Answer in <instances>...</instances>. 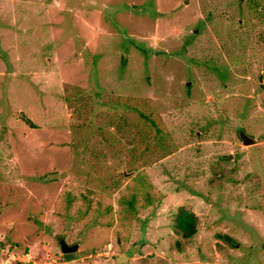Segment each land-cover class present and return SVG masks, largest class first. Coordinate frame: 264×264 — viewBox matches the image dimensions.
Wrapping results in <instances>:
<instances>
[{"label":"rangeland","instance_id":"1","mask_svg":"<svg viewBox=\"0 0 264 264\" xmlns=\"http://www.w3.org/2000/svg\"><path fill=\"white\" fill-rule=\"evenodd\" d=\"M28 263L264 264V0H0V264Z\"/></svg>","mask_w":264,"mask_h":264},{"label":"trees","instance_id":"2","mask_svg":"<svg viewBox=\"0 0 264 264\" xmlns=\"http://www.w3.org/2000/svg\"><path fill=\"white\" fill-rule=\"evenodd\" d=\"M135 110L140 114L142 118L147 120V123L154 125L153 120L144 113L138 111L137 107L135 108ZM22 119L30 126H34L33 122H31V120L27 116H22ZM154 132L159 133V129L156 127ZM84 148H86L87 150L88 146H85ZM173 227L182 237L189 238L193 236L196 233V215L192 211H189L183 207H179L174 217ZM218 237L224 239L229 244L236 243V241L232 237L226 234L220 233L218 234Z\"/></svg>","mask_w":264,"mask_h":264},{"label":"water","instance_id":"3","mask_svg":"<svg viewBox=\"0 0 264 264\" xmlns=\"http://www.w3.org/2000/svg\"><path fill=\"white\" fill-rule=\"evenodd\" d=\"M259 80H261V76H259ZM59 246H60V251H61L62 254L72 253V252L78 250V248H79V244L78 243L67 244L64 239L60 240Z\"/></svg>","mask_w":264,"mask_h":264}]
</instances>
